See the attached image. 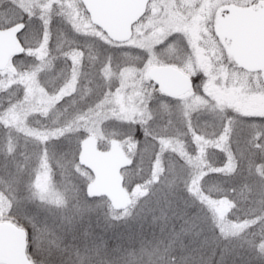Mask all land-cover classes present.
Listing matches in <instances>:
<instances>
[{"label": "snow or ice", "instance_id": "1", "mask_svg": "<svg viewBox=\"0 0 264 264\" xmlns=\"http://www.w3.org/2000/svg\"><path fill=\"white\" fill-rule=\"evenodd\" d=\"M0 264H264V0H0Z\"/></svg>", "mask_w": 264, "mask_h": 264}]
</instances>
